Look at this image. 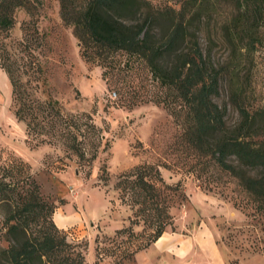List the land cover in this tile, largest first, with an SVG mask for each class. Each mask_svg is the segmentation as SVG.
<instances>
[{"label":"trees","instance_id":"1","mask_svg":"<svg viewBox=\"0 0 264 264\" xmlns=\"http://www.w3.org/2000/svg\"><path fill=\"white\" fill-rule=\"evenodd\" d=\"M57 1L81 59L99 64L107 84L121 81V104H162L178 126L169 146L182 153L188 167L211 164L234 177L263 210L264 103L254 84V52L264 43V0ZM24 2L0 0V31L12 25V11ZM32 57L11 56L0 39V67L9 80L13 114L24 122L25 140H33L32 146L58 143L66 156L90 165L107 144L102 127L91 110H66L48 91L42 65ZM137 69L142 79L134 82ZM220 88L222 103L214 100ZM227 106L235 110L232 121ZM160 165L169 163L145 160L115 175L114 188L131 213L114 235L143 236L131 246L114 247L115 261L132 259L135 250L156 239L173 223L172 205L187 197L181 180L167 181ZM98 170L105 182L106 164ZM54 207L26 161L13 155L0 163V238L5 240L0 264H87L86 240L69 237L54 223Z\"/></svg>","mask_w":264,"mask_h":264},{"label":"rangeland","instance_id":"2","mask_svg":"<svg viewBox=\"0 0 264 264\" xmlns=\"http://www.w3.org/2000/svg\"><path fill=\"white\" fill-rule=\"evenodd\" d=\"M24 5L14 8L13 23L0 31V39L11 56L24 59L37 56L47 78L48 91L66 110H91L107 144L90 165L78 162L73 154L66 156L58 143L32 146L33 140H25L24 122L13 114L9 80L0 67V163L15 155L29 164L40 193L55 204L54 223L66 230L69 237L86 240L87 264H136L134 256L115 261L114 247L131 246L143 236L114 235L118 226L127 223L131 209L120 200L113 184L118 171L145 160L169 163V166L160 165L162 177L169 182L180 179L187 196L190 190H199L219 200L218 203H225V210H235L234 215L225 211L213 220L216 242L227 261L264 264V209L256 206L234 177L213 165L188 167L182 153L169 146L178 126L162 104L152 100L129 107L121 104L118 92L121 81L107 84L100 76L99 64L81 59L71 26L59 17L57 0H25ZM254 55V84L264 103V43ZM136 71L133 81L139 82L143 72ZM224 98V90L220 88L214 100L222 103ZM226 116L232 121L236 118L235 110L227 106ZM60 161L63 168L59 167ZM101 162L108 169L105 182L98 177ZM190 208L187 197L176 201L171 208L173 222L189 220ZM192 217L197 220L196 216ZM176 225L172 224V228ZM133 227L138 231L140 224ZM1 244H5L2 238Z\"/></svg>","mask_w":264,"mask_h":264},{"label":"crops","instance_id":"3","mask_svg":"<svg viewBox=\"0 0 264 264\" xmlns=\"http://www.w3.org/2000/svg\"><path fill=\"white\" fill-rule=\"evenodd\" d=\"M188 193L189 220L176 219L172 223L177 224L175 229L168 224L169 227H165L156 239L135 250L136 264H232L216 242L213 220L220 218L225 211L234 215L235 210H225V203H218L219 200L199 190ZM193 215L197 220H193ZM240 261L234 264H240Z\"/></svg>","mask_w":264,"mask_h":264}]
</instances>
